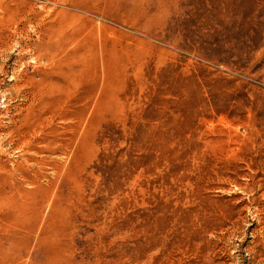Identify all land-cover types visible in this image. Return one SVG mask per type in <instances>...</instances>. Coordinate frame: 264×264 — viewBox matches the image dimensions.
<instances>
[{
    "label": "rangeland",
    "instance_id": "obj_1",
    "mask_svg": "<svg viewBox=\"0 0 264 264\" xmlns=\"http://www.w3.org/2000/svg\"><path fill=\"white\" fill-rule=\"evenodd\" d=\"M0 264H264V0H0Z\"/></svg>",
    "mask_w": 264,
    "mask_h": 264
}]
</instances>
